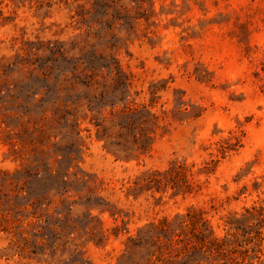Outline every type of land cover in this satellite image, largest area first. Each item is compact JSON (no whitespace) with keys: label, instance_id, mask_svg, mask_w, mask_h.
Masks as SVG:
<instances>
[{"label":"rangeland","instance_id":"1","mask_svg":"<svg viewBox=\"0 0 264 264\" xmlns=\"http://www.w3.org/2000/svg\"><path fill=\"white\" fill-rule=\"evenodd\" d=\"M0 264H264V0H0Z\"/></svg>","mask_w":264,"mask_h":264}]
</instances>
